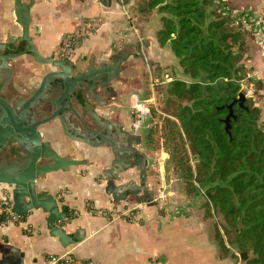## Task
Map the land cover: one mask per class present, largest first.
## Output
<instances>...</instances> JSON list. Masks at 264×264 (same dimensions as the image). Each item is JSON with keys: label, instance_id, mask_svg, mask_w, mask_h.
Here are the masks:
<instances>
[{"label": "crops", "instance_id": "0c3cea01", "mask_svg": "<svg viewBox=\"0 0 264 264\" xmlns=\"http://www.w3.org/2000/svg\"><path fill=\"white\" fill-rule=\"evenodd\" d=\"M30 17L29 33L44 56L58 52L63 35L79 31L88 22L94 24L68 58L88 61L93 57L95 65L111 59L121 62L118 79L110 82L116 96L104 109L111 120L140 137L138 150L144 152L147 146L144 127L140 120H133L124 104L125 99L141 96L145 68L149 72L160 68L164 73L177 66L178 60L169 47L157 41L156 33L161 28L159 15L141 13L137 0H35ZM20 32L13 14V0H0V41ZM250 37L255 46L249 47L243 63L247 75L261 83L254 100L264 122V51ZM12 64L15 70L9 83L17 90L16 98H26L25 89L35 86L41 75L37 68L32 71L29 60L16 58ZM178 70L177 79L189 81L181 67ZM39 130L42 139L50 142L59 155L86 161L66 172L48 174L37 187L52 194L60 208L67 207L64 229L66 232L82 229L83 238L62 246L57 237L49 235L42 210H30L18 223L0 221V264H51L47 260L51 255L68 256L72 260L69 264H246L229 245L230 251L222 253L214 236L215 226L220 228V223L212 210L191 201L182 189L172 187L158 189L157 195L153 193L148 169L153 168L154 161L147 152H144L148 160L145 185L152 201L145 202L141 190L114 201L100 176V169L108 166L109 155L66 138L57 121ZM127 172L140 184L137 171L131 168ZM122 177L116 184L127 182L125 173ZM159 179L160 186L165 185V174L161 173ZM5 194H11L10 189L0 183V199ZM69 210L77 211L72 219L67 218Z\"/></svg>", "mask_w": 264, "mask_h": 264}, {"label": "trees", "instance_id": "16d2710c", "mask_svg": "<svg viewBox=\"0 0 264 264\" xmlns=\"http://www.w3.org/2000/svg\"><path fill=\"white\" fill-rule=\"evenodd\" d=\"M213 2L137 0L141 13L159 15L157 41L189 78L166 84L171 124L186 146L180 160L186 191H202L207 209L220 218L214 236L222 253L232 248L246 264H264V122L254 100L261 83L243 64L248 34L217 7L216 13ZM240 92L242 104H231ZM148 137L146 131L147 144ZM76 215L67 212L68 219Z\"/></svg>", "mask_w": 264, "mask_h": 264}, {"label": "water", "instance_id": "95a60500", "mask_svg": "<svg viewBox=\"0 0 264 264\" xmlns=\"http://www.w3.org/2000/svg\"><path fill=\"white\" fill-rule=\"evenodd\" d=\"M34 1L13 0V14L21 32L17 36L7 35V40L0 41V50H10L18 43H23V49L16 53L0 52V69L7 67L10 59L29 53L36 62L50 67V70L42 74L37 87L27 98L5 99L0 95V183L10 189L12 209L16 213L24 215L30 210L41 209L46 215L44 221L49 235L57 237L65 247L82 239L80 233L83 230L66 232L62 224L66 219L67 207L60 208L52 194L44 189L37 190V187L48 174L66 172L71 166L84 165L86 161L59 155L50 142L42 139L39 128L57 121L66 138L96 148L101 147L102 143L92 141H97L102 131L111 139L115 132L113 123L102 119L89 101L110 89V82L119 77L121 62L111 59V62L103 61L95 65L93 57L88 61L83 58L72 60L62 55L55 56L54 52L43 56L29 33L30 8ZM54 87L58 88V92L51 96ZM244 98L245 95L240 92L231 104H242ZM71 100L77 107L73 106ZM230 115L231 111L225 119L227 132ZM85 116L95 128L87 125ZM117 134L122 145L131 148L125 151L128 157L118 159L120 164L117 167H113L114 161L109 160L108 166L100 169L105 190L114 201L141 190L144 201L151 202L152 196L145 185L147 158L133 146L139 143V139L133 141V136L120 128ZM6 154L10 157H6ZM131 168L137 171L140 184L130 178L127 171ZM124 173L127 182L116 184L122 181Z\"/></svg>", "mask_w": 264, "mask_h": 264}, {"label": "rangeland", "instance_id": "374dc122", "mask_svg": "<svg viewBox=\"0 0 264 264\" xmlns=\"http://www.w3.org/2000/svg\"><path fill=\"white\" fill-rule=\"evenodd\" d=\"M219 2H222L221 6L231 10L248 9L264 12V0H214L213 7L215 12L218 8H221ZM245 32L248 34L246 30ZM246 37L249 50V47H254L255 43L252 41L253 39L251 40L249 34ZM247 54L248 51L245 53L243 61H245ZM22 59L29 60V57L21 56L17 58V60ZM178 67L180 66L177 63V66L169 67L170 69L164 73L160 68H153L151 72L145 68L142 76L143 88L141 96L125 99L124 109L131 113L133 120L141 121L144 127V137L146 131L148 132L149 140L144 152H147L149 159L154 161L153 168L148 169V173L153 180V193L157 195L158 189L164 191L172 187L180 191L182 189L185 195L190 197L191 201L193 200L194 203L201 204V206L207 208L203 192H187L186 184L182 178L184 176V167L180 160L184 158L186 146H183L182 138L176 133L177 130L171 124V120H173L171 112L174 109V105L166 92V84L169 82L167 78H171L170 80L177 78ZM157 69L158 72L156 71ZM142 100L144 101L141 103L143 104L141 111H138V113L132 112L135 110L132 106L139 104ZM145 108L148 110H145ZM136 114L140 116H136ZM162 161L163 163H160ZM190 164L194 167L192 160H190ZM161 173L166 176V183L164 182L165 185L162 186H160L161 180L159 179ZM213 217H215L216 221H220L217 215L214 214Z\"/></svg>", "mask_w": 264, "mask_h": 264}, {"label": "flooded vegetation", "instance_id": "af4514ba", "mask_svg": "<svg viewBox=\"0 0 264 264\" xmlns=\"http://www.w3.org/2000/svg\"><path fill=\"white\" fill-rule=\"evenodd\" d=\"M11 47L12 48L10 50H0L1 54H6L8 52L16 53V52L22 51L23 43H18L15 46H11ZM54 55L55 56H58V55L60 56V54L58 52H56V51L54 52ZM21 56L22 57L23 56L29 57V62H30V64L33 67L32 71L34 72L35 70L38 69L37 71H39L41 76H42V74L44 72H46L47 70H50V67L36 62L29 53L20 55L18 57H21ZM18 57L10 59L7 62V67L2 68L0 70V95H2L5 99H11L13 97H15V98L17 97V92H16L17 90L15 88H13V86L9 82H10V78L14 75V70H15V64H12V62H13L14 59H16ZM37 85H38V83L35 86H29V87H27V89H25V91L27 92V97L29 95H31V93L33 92V89L35 87H37ZM56 91L58 92V88L54 87L53 94H51V96L52 95L53 96L57 95ZM95 92H98V91H95ZM102 92L103 93L99 97H96L94 100H90L89 104H92L93 110H95L96 113L102 119L109 120V121H111L113 123L112 124V128L114 129L115 132L111 135L112 137L110 139L102 131L101 132V137L97 141H92V143L93 142L95 144H101L102 143V146L99 147L98 149L102 151V154L109 155L110 162L114 161V164H113L114 166L113 167H117L120 164L118 162V159H122L123 156L128 157L129 154H126L125 151L128 150L129 148H131V146H123L121 141L119 139H117V135H118L117 131H118L119 128H120V130H124V131H127V130L124 129V126L120 122L111 120L109 115H108V112H106L105 109H104L106 106L109 105L110 100L112 98H114L116 96V94L114 92H112L111 89H108L107 91H102ZM97 94H99V92ZM72 104H73V106L77 107V105L73 101H72ZM64 106L67 108L68 104H66V102H65ZM85 118H86V116H85ZM85 120H86L87 125H89L92 129L95 128L93 125H91L92 123H91V121L88 118H86ZM127 132L131 136H133V137H131V138H133V141L134 140L137 141L139 139V143L133 145L138 150V145H140V137L132 135L130 133V131H127ZM89 141H91V140L89 139ZM116 141H118L119 143L117 144ZM85 145H87V144H85ZM5 156L7 157L8 155L6 154ZM9 157L10 156H8V158ZM147 162H148V160H147ZM100 176H101V173H100Z\"/></svg>", "mask_w": 264, "mask_h": 264}, {"label": "built area", "instance_id": "2783aa9c", "mask_svg": "<svg viewBox=\"0 0 264 264\" xmlns=\"http://www.w3.org/2000/svg\"><path fill=\"white\" fill-rule=\"evenodd\" d=\"M220 6L222 2H219ZM219 12L223 15L229 16L234 23L241 24L242 28L248 32L258 43V45L264 51V12L262 11H252L244 9H234L225 8L221 6L218 8ZM93 23H86L84 27L80 28L72 34L63 35L58 48V53L65 57H69L71 52L75 49L79 43L80 38L87 36L91 29L93 28ZM144 100L140 101L139 104H134L132 107L135 109L132 112L138 113L143 108L141 104ZM145 110H148L145 108ZM136 116H140L137 115ZM0 213H1V223L2 224H13L21 221V214L16 213L12 209V199L11 194H5L0 199ZM48 262L51 264H69L70 259L65 255H51L48 257Z\"/></svg>", "mask_w": 264, "mask_h": 264}]
</instances>
